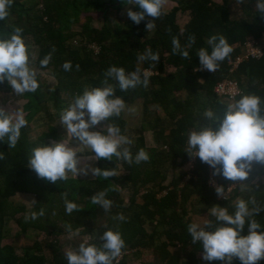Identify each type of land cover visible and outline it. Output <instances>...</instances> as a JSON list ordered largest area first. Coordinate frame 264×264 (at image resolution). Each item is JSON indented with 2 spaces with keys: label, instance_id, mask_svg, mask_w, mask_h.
Returning a JSON list of instances; mask_svg holds the SVG:
<instances>
[{
  "label": "trees",
  "instance_id": "16d2710c",
  "mask_svg": "<svg viewBox=\"0 0 264 264\" xmlns=\"http://www.w3.org/2000/svg\"><path fill=\"white\" fill-rule=\"evenodd\" d=\"M39 1L41 9H36L34 18L28 19L32 20L31 27L23 29L21 35L27 46V37L30 35L32 44L38 48L35 60L29 53L30 64L39 70L50 69L55 85L47 87L36 77L38 89L23 94L22 99L26 101L23 109L28 113L25 117L27 123L40 111L49 121H53L66 103L64 95L73 101L77 94L83 93L85 87L102 86L104 73L110 66L123 67L127 73L134 71L139 63L141 69L153 72L147 87L138 85L124 92L115 81L109 82L116 84V95L125 100V105L136 100L142 101L140 128L130 129L123 111L120 116H112L103 122L118 126L120 134L133 141L128 146L133 158L143 148L150 159L129 164L115 156L111 161L102 158L96 161L95 167L115 169L117 176L108 179L70 176L67 181L53 184L38 178L28 168V160L31 150L36 146L60 139L56 127L49 125L47 132L34 140L29 137L26 126L22 127L14 148H8L7 137L0 140V153L4 157L0 159V264H68L66 256L58 254L53 246L52 256L47 257L40 253L37 246L16 254L12 245L2 244L7 218L15 219L22 234L29 229L47 236L69 233L67 225H71L73 232L79 229L81 234L98 230L100 237L109 228L119 230L125 241L121 253L128 249H152L155 255L153 264H222L221 261H204L199 255L203 252L202 245L192 242L187 231L188 225L194 222L188 210L189 200L199 196L200 201L206 204L207 220H212L217 226L215 217L210 214L211 207H228L229 212L234 213V199L237 196L245 200L254 197L256 205L249 204L250 209L255 206L264 209V164L253 165L245 181L247 190L240 192L235 188L227 199H217L215 188H210L207 183L210 175H213V169L198 157H190L185 149L189 133L193 129L199 130L208 122L205 111L212 109L222 115L226 104L230 102L218 98L213 91L215 84L228 76V60L240 52V45L247 37L260 39L264 36V18L261 17L264 14L258 11L257 0H246L253 5L248 18H232L228 8L230 0H171L177 4L152 21L155 27L151 29H146V20L137 25L129 18L128 27L116 22L114 26L104 23L97 29L91 27L90 20L86 19L88 22L81 25L79 32L71 30V26L78 23L79 15L85 13L84 16H87V12L99 10L104 16L105 4L99 0ZM23 3V0H13L7 18L0 20V38L9 37L17 27L9 23L13 16L18 17L20 24L29 14V9ZM133 10L138 9L135 6ZM179 11H189L190 14L184 27L177 20ZM215 34L224 35L233 52L219 63L216 72H209L200 68L198 50L206 48L210 53L212 49L207 41ZM192 36H195V43L187 48L188 58L173 54V37L180 41L183 49ZM76 39L79 43L73 44ZM89 45H94L97 52L90 49ZM147 48L159 54V62L138 61V55ZM49 53V64L41 66L40 61ZM65 62H71L70 71L63 69ZM229 76L237 80L240 94H254L261 98L260 106L264 114V53L259 59H244ZM200 80L203 82L200 83ZM10 89L7 80L0 82V96ZM183 93L187 96L184 97ZM239 98L240 95L236 97L237 100ZM151 106L155 109H151ZM158 109L166 118L158 113ZM146 132L152 133L155 146H148ZM192 160L195 162L194 169L188 181H185V173H179L166 183L170 170L176 171ZM215 177L217 185H223L225 192L235 184L220 175ZM105 189H115L106 194V198L113 202L108 212L92 204L91 200L92 195ZM121 190L130 192L126 201L120 196ZM65 192L67 199L76 203L79 211L74 210L71 214L66 212ZM18 193L31 194L36 202L28 209L23 205H14L10 199ZM41 209L44 210L43 216L25 221L27 213H39ZM118 214H123L125 220H114L113 217ZM253 218L260 223V230L264 231V210ZM149 227L152 230L149 231ZM241 234H248L247 224ZM116 264H128L126 254ZM232 264L241 262L235 259ZM258 264H264V260Z\"/></svg>",
  "mask_w": 264,
  "mask_h": 264
},
{
  "label": "clouds",
  "instance_id": "9594fccd",
  "mask_svg": "<svg viewBox=\"0 0 264 264\" xmlns=\"http://www.w3.org/2000/svg\"><path fill=\"white\" fill-rule=\"evenodd\" d=\"M122 2L128 18L137 25L146 20V29L155 27L152 21L162 16L166 4V0ZM12 3L13 0H0V20L7 18ZM132 5L138 10H133L130 7ZM256 7L264 14V0H257ZM261 17L264 18V15ZM21 33L22 29L16 27L9 37L0 38V82L7 80L17 96L25 92H35L39 87L37 71L30 66L29 48ZM193 43L195 36L189 37L187 47L182 49L180 41L173 37L172 52L178 53L182 58H188L187 48ZM207 43L212 49L210 53L206 48L198 50L200 68L216 72L219 63L230 56L233 48L222 34L212 35ZM32 59L35 60V57ZM137 59L139 62H159L160 57L158 53H153L151 48H147ZM50 60L51 53L40 61V65L47 66ZM62 67L65 71H70L71 62H65ZM76 67L78 69L79 65ZM150 75V72L141 69L139 63L134 71L127 73L123 67L110 66L104 73L102 86L85 87L83 93L77 94L70 105L60 113V124L66 129L67 139L63 136L58 141L53 140L33 148L28 168L33 170L38 178L53 184L67 181L69 172L73 176H87L91 172L93 177L105 179L117 176L115 169L94 167L82 160V156L78 155L81 152L71 146L73 138L79 141V145L91 150L93 155L88 160L99 161L103 158L111 161L115 156L129 164L147 162L150 157L143 148L139 149L133 158L128 147L133 141L121 135L118 126L108 123L102 125L101 122L108 121L112 116H120L126 107L125 100L116 95V84L124 92L135 89L138 85L147 87ZM110 80L116 84L110 83ZM202 82L203 80H200V83ZM260 105L261 98L254 94H240L238 100L232 97L222 115L212 109L206 110L204 116L208 122L199 130L193 129L187 139L185 151L190 157H198L202 163L209 165L213 169V176L220 175L227 181L241 184V191L247 190L243 185L248 180L253 165L264 164V114ZM26 125L23 112L17 110L13 115L10 110L0 107V140L7 137L8 148L17 145L21 128ZM97 126H100L99 129ZM3 158L0 153V159ZM110 190L115 189H105L92 195V204L101 206L105 212L110 211L113 202L106 198ZM215 191L219 197L227 199L223 185H216ZM63 196L68 214L80 210L76 203L67 199L66 192ZM32 201L36 202L35 199ZM249 204L256 205L254 197L250 200L238 199L234 204V213H230L228 207L213 205L210 214L215 217L218 226L214 225L212 220L188 225L187 231L192 242H200L202 245L204 261L232 264L233 260L238 259L241 264H258L264 260V231L260 230V223L253 218L264 209L259 206L250 209ZM43 215V209L39 213L30 211L24 219L35 220ZM113 219L124 221L125 217L118 214ZM246 224L248 234L242 235ZM66 227L70 236L79 234V229L73 232L71 225ZM100 239L103 243L99 246L85 240L78 248L67 250L65 256L68 264H112L125 247V241L119 230L110 228L103 232Z\"/></svg>",
  "mask_w": 264,
  "mask_h": 264
},
{
  "label": "rangeland",
  "instance_id": "374dc122",
  "mask_svg": "<svg viewBox=\"0 0 264 264\" xmlns=\"http://www.w3.org/2000/svg\"><path fill=\"white\" fill-rule=\"evenodd\" d=\"M102 4L106 5V12L103 16V13L101 11H90L87 12L88 18H85L87 16L79 15L80 18L78 19L77 24H73L71 26V30L75 32L81 31V25L86 22V19H89V25L93 28H101L104 23H109V25L114 26L116 22H119L124 27H128V16L126 14L125 5L122 2V0H99ZM220 2V0H216ZM23 4L27 6L29 9V14L26 18L23 19L22 23L19 24V19L17 16H13L9 23L14 27H19L22 30L25 28L31 27L32 20L35 15L36 9H41V3L39 0H23ZM177 3L171 0H166V4L164 6L163 11H170ZM134 8L135 6H130ZM32 8V10H31ZM229 12L231 14L232 18L242 19V18H248L250 16V10L253 8V5H251L246 0H242V2H238V0H230L229 2ZM27 19V20H26ZM190 19L189 11L187 12H178L177 20L178 23L181 25V27H184L186 22ZM31 21V22H30ZM88 22V21H87ZM86 22V23H87ZM27 40L29 42L28 48L29 53L31 55V58L34 56L36 58L38 48L34 46L31 42V36L28 35ZM73 44L79 43V41L76 39V41L72 42ZM90 49H93V51L97 52V48L94 45H89ZM30 66L34 67L37 71V77H39L40 81L43 82L47 87H54L55 85V78L53 77V74L50 69L47 70H39L34 64H30ZM143 70V69H142ZM148 72L153 73L151 70L146 69ZM172 71V70H168ZM22 95L17 96L12 89L9 91H6L1 94L0 96V107L5 108L6 110H10L11 114H15L17 110L23 112L24 116L26 117L28 113L24 111L23 105L26 102L24 99H22ZM183 96L186 97L187 94L183 93ZM64 101L66 103L63 105V107L60 109V111L57 113L56 118L53 121H49L44 113L42 111L36 112L32 119L27 123L26 128L28 135L31 139H36L39 136L42 135V133L47 132L48 126L52 125L56 127L58 130V133L60 135V139L66 138V129L62 124H60V113L62 110L66 109L70 103L71 99L67 98L66 95L63 96ZM151 109H155L154 106H151ZM52 113V112H51ZM158 113L166 118L165 114L158 109ZM123 116L125 120L128 123V126L130 129L136 130L140 128L141 125V119L143 117L142 112V101L136 100L132 104L126 105L125 109L123 110ZM102 125L107 124V122H101ZM109 124V123H108ZM100 126H97L99 129ZM129 131V129H128ZM130 132V131H129ZM128 132V133H129ZM127 133V134H128ZM147 144L149 147L155 146L153 141V135L151 132L145 133ZM59 139V140H60ZM53 140H51L49 143H51ZM71 146L76 147V150L81 152L78 153V155H81L82 160L85 162L91 164L95 167L96 161L95 160H88L89 157L93 155L90 149L86 148L83 145H79V141L73 138L71 140ZM194 160L189 162L187 165H185L182 168H178L176 171L170 170L168 172V179L166 183H169L174 176H176L179 173H185V181H188L192 176V171L194 169ZM68 176L72 177H78V178H92L91 172L87 176H73L72 173H68ZM208 185L210 188H215L217 185V179L212 174L210 175L208 179ZM245 188L248 187L247 183L244 182L243 185ZM235 188H238V190L241 192V184L235 183L234 185L230 186L228 190L225 192L226 196L229 197L232 195V192ZM120 196L124 199V201L127 200V198L130 197V192L127 190H121ZM140 196V195H139ZM141 197V196H140ZM139 197V201H141ZM34 196L27 193H18L16 196L12 197L10 201L14 205H23L25 208H30L33 206V200ZM217 199H223L222 197H219ZM240 199L239 196L235 197V201ZM206 204H204L202 201H200L199 196H193L188 203V210L190 212V216L193 218L195 222H203L204 220H207V213H205L206 210ZM149 231L152 230V227L148 228ZM75 232V231H74ZM85 240H88L89 243H94L97 246L100 244V234L98 230L93 231L90 234H81L79 232L78 235L70 236L69 233H62L59 235H50L47 236L44 233L38 232L36 230L29 229L26 231V233L22 234L20 233V230L18 226L15 223V219L7 218L5 219V229H4V237L2 239V244L12 245L14 248V251L16 254H22L23 250L30 247L37 246L40 249V253L44 254L47 257L52 256V246L56 249L58 254H62L65 256V253L69 249H76L78 248L79 244L84 242ZM54 244V245H53ZM51 246V247H50ZM172 251L175 250V248H170ZM126 254V260L128 264H153L155 261V255L153 254L152 249H145L140 248L138 251L137 249H128L125 250L123 253H121L118 257H116L112 264H116L119 259L122 258V256ZM202 256V254H199Z\"/></svg>",
  "mask_w": 264,
  "mask_h": 264
},
{
  "label": "built area",
  "instance_id": "2783aa9c",
  "mask_svg": "<svg viewBox=\"0 0 264 264\" xmlns=\"http://www.w3.org/2000/svg\"><path fill=\"white\" fill-rule=\"evenodd\" d=\"M263 53L264 36H262L260 39L252 36L247 37L240 45V52L233 58L229 59L228 74H233L244 59H259ZM213 91L218 98L228 101H231L232 97H235L236 99V97H238L241 93V89L237 80L231 78L230 76L218 81L215 84Z\"/></svg>",
  "mask_w": 264,
  "mask_h": 264
},
{
  "label": "crops",
  "instance_id": "0c3cea01",
  "mask_svg": "<svg viewBox=\"0 0 264 264\" xmlns=\"http://www.w3.org/2000/svg\"><path fill=\"white\" fill-rule=\"evenodd\" d=\"M187 22H188V21H187ZM187 22H186V23H187ZM194 222H195V221H194Z\"/></svg>",
  "mask_w": 264,
  "mask_h": 264
}]
</instances>
